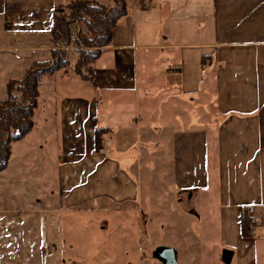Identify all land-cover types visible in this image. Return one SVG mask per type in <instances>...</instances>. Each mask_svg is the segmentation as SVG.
Here are the masks:
<instances>
[{
    "label": "crops",
    "instance_id": "1",
    "mask_svg": "<svg viewBox=\"0 0 264 264\" xmlns=\"http://www.w3.org/2000/svg\"><path fill=\"white\" fill-rule=\"evenodd\" d=\"M125 1L94 81L70 68L41 76L34 126L0 170V264H71L78 228L109 232L120 251L108 262L91 241L80 264H137L121 226L131 214L150 236L145 251L139 235L138 264H161V245L179 264H264V0ZM57 3L0 0V84L51 59ZM158 188L179 214L168 207L161 225ZM243 212L255 219L249 235Z\"/></svg>",
    "mask_w": 264,
    "mask_h": 264
},
{
    "label": "trees",
    "instance_id": "2",
    "mask_svg": "<svg viewBox=\"0 0 264 264\" xmlns=\"http://www.w3.org/2000/svg\"><path fill=\"white\" fill-rule=\"evenodd\" d=\"M116 3L108 7L98 0H77L72 4V18L61 12L59 4L55 5L51 34L54 40L52 60L35 61L26 71L24 77L10 80L7 84V97L0 100V170L6 167L10 154L11 143L22 139L34 126V109L37 107L41 76L51 74L69 66L68 54L70 47L76 46L78 58L75 72L84 79L95 80L93 63L101 54V48L110 44L113 30L120 17L126 14L125 0H111ZM60 13V14H59ZM62 13V14H61ZM86 15L92 20L85 23L88 31L93 30L95 36L90 40L88 31H77L76 39H72L73 24ZM99 35V36H97ZM89 47V48H87ZM96 50H91V48ZM90 49V50H88ZM82 53V54H81ZM18 90L21 95L16 94ZM20 97V99H19ZM108 128H99L95 132L96 150L99 151ZM255 219L243 212L242 228L244 235L251 234L255 228Z\"/></svg>",
    "mask_w": 264,
    "mask_h": 264
},
{
    "label": "rangeland",
    "instance_id": "3",
    "mask_svg": "<svg viewBox=\"0 0 264 264\" xmlns=\"http://www.w3.org/2000/svg\"><path fill=\"white\" fill-rule=\"evenodd\" d=\"M76 1L77 0H58L57 4H59V6L61 7V12H64V14L67 16V18H72V9H73L72 8V4L74 2H76ZM98 1L104 3L109 8L116 6V3L114 1H111V0H98ZM132 1L133 0H127V2H129V3H132ZM91 20H92L91 16H89V15L87 16L86 15V17H83L80 21H77L76 24H73L74 25L73 26L74 27L73 28L74 32L72 33V39H74V38L76 39V37H77L76 34H77L78 30H81V31H84V32L88 31V25H87V23H85V21L89 22ZM88 35H89V38H91L90 40H93V37L95 36V34L93 33V30H91L90 32L88 31ZM97 36H99V35H97ZM73 44H74V42H73ZM73 44H72V48L69 51V53L68 54L66 53V55H67V57L69 58V61H70V62H68L69 66L67 68H70L71 72H73V71L75 72V63H76L77 58H78V50L76 49L77 47L73 46ZM87 48H89V47H87ZM88 50H90V49H88ZM91 50H96V48L95 47L91 48ZM47 60L50 61V60H52V58L51 59H47ZM62 69H65V68H62ZM8 75H12V74H10V72H8ZM5 93L7 95V84H6V86H4V84H0V97L4 96ZM15 93L21 95V93L18 90H16ZM19 99H20V97H19ZM17 147H18V149H17ZM17 147L15 148V155H14L13 159H17L18 156H19V155L17 156V151L20 149L21 146L18 145ZM47 168L48 167H46V166H43V167L39 168L41 170L39 172L40 176L45 174V169H47ZM145 175L147 177L151 176L150 172L145 173ZM156 177H160V175L156 174ZM45 180L46 179H44V181ZM41 186L42 185L40 183V187ZM142 186L145 189V194H144V197H143L144 202H143L141 208L146 210L147 213H151L150 206H148L147 201H146L147 200L146 193L149 191L146 188L147 187V182L143 180ZM156 193H157V197L155 198L156 199L155 200L156 203L153 205L154 207H156V212H155L154 216L158 217V218L154 217V220L158 219L156 223L161 225L163 217H164V215H166L165 214V210L168 207H170L169 209L174 211L172 213V215L174 214L173 219L176 220L177 216H179V214L176 213V207H175L177 205L176 202H171V201L168 200V197L166 196L167 195V190L165 188H158ZM105 215H106V213H105ZM135 216H136L135 214L134 215L131 214L132 218L128 219V221L123 222L121 224V226L123 227L122 229H124V230H128L129 229V232H131V235L135 236V238H130L129 236L127 238L124 237L123 240L127 239L129 241V243L137 245V247H135L136 248V256L134 257V263L138 264V258L140 257V252L138 251V248H142L143 249L142 245H143V240H144V239L142 240L143 237L140 238L139 235L141 234V235H143L145 237V240H144V243L146 244L145 251H146V249H147V251L149 249L147 247V246H149V244H147L148 243L147 240L150 239V236H147V234H145V233H139L140 224L137 221V218ZM167 223H168V221H167ZM74 224H78V220H75ZM179 225L180 224H177V225H172L171 224L167 228L168 233H171V231H175L176 230L175 228H177ZM190 225H191L190 228H195V227L198 226L196 220L194 222H191ZM76 228L77 227H73V230H75ZM78 233H80V228H78L75 231H73V239H72L73 242H72V249H71V258L72 259L70 261L71 264H80V259H77V257L83 258V256L87 257V256L91 255L89 253H93V250L90 249V247L92 246L91 243H90L91 241H95V242L98 243L97 245L104 246L106 248L107 253H108V257H107L108 262H110V261L111 262H117L119 260L118 254H119L120 251H114V245L112 243L114 238L112 236H109V232L103 231L99 237L90 236L88 238L87 237L85 238L83 236H81V237L75 236ZM85 239H87V241ZM154 241L160 242L161 241L160 236L156 235ZM142 252H143V250L141 251V253Z\"/></svg>",
    "mask_w": 264,
    "mask_h": 264
},
{
    "label": "water",
    "instance_id": "4",
    "mask_svg": "<svg viewBox=\"0 0 264 264\" xmlns=\"http://www.w3.org/2000/svg\"><path fill=\"white\" fill-rule=\"evenodd\" d=\"M225 255H227V253ZM225 255L224 258L227 257ZM153 256L158 259L161 264H179L177 260V252L173 247L170 246H157L153 251Z\"/></svg>",
    "mask_w": 264,
    "mask_h": 264
},
{
    "label": "built area",
    "instance_id": "5",
    "mask_svg": "<svg viewBox=\"0 0 264 264\" xmlns=\"http://www.w3.org/2000/svg\"><path fill=\"white\" fill-rule=\"evenodd\" d=\"M109 145V141L108 140H103L102 142V145L100 147V150L99 151H104L106 149V147ZM251 211H252V208H251Z\"/></svg>",
    "mask_w": 264,
    "mask_h": 264
}]
</instances>
